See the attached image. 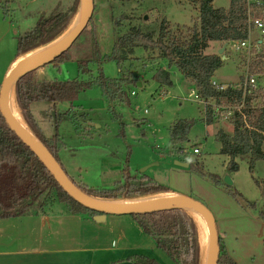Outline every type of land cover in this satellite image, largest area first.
<instances>
[{
  "label": "rangeland",
  "instance_id": "374dc122",
  "mask_svg": "<svg viewBox=\"0 0 264 264\" xmlns=\"http://www.w3.org/2000/svg\"><path fill=\"white\" fill-rule=\"evenodd\" d=\"M93 1L94 11L90 23L60 61L47 65L39 71L38 75L42 76L43 80L66 83L95 79L98 77L100 60L110 55L117 40L132 29L145 33H158L164 20L175 28L192 27L199 18V0ZM3 2L8 5L5 4L6 10L0 6V91L10 66L19 59L17 49L22 38L31 33L40 21L60 15L73 17L70 27L62 35L64 36L72 29L81 11L80 3L77 13L72 15L75 0H3ZM230 3L231 0H214V6L217 9H228ZM5 11L8 13L7 16ZM251 38L252 46L247 49L238 48L231 43L211 44L206 51L207 54L219 55V51L226 47L220 56L222 59L227 58L223 60V67L214 76V82L240 88L249 76H253L258 84L264 86V76L250 70L255 57L259 55L254 45L264 38H261L256 31ZM86 62L90 63V74L80 72V64ZM102 68L109 79H124L133 83L126 87L128 97L124 103L109 104L99 87L82 91L77 95L74 101L75 109L72 111L76 113V116L80 115L81 120L77 126L64 121L59 127V135L65 147L59 152L58 160L69 178L75 184L94 192L119 189L124 188L126 184L123 171L128 168L132 175L139 178L144 176L146 180L152 179L171 192L190 194L192 198L202 202L217 215L214 207L215 200L209 194V189L216 187L212 177L220 178L225 183V178L230 177L231 172L228 169L226 172L224 169L228 157L221 153L222 147L216 140V133L220 130L229 135L233 133L232 117L226 118L227 111L231 107L222 105L216 109L215 105L212 106L216 109L214 122L208 125L206 109L212 105L209 104L211 101L206 106L204 100H196L194 82L184 77L176 68L170 69L167 63L152 51L145 52L137 49L132 59L123 62L121 66H118L115 61H108L102 64ZM159 69L170 73L172 87L162 86L154 79ZM164 91L165 99L159 97ZM133 92L135 95H132ZM14 99L16 104V94ZM46 106L37 104L36 108L44 110ZM70 106L71 103L64 102L59 105L58 110L65 112ZM39 111L40 109H37L35 112L36 122L44 136L51 138L56 134L55 129ZM19 113L21 115L20 111ZM115 114L119 116V119H115ZM182 120L195 121V125L189 133V141L175 147L170 138V129ZM180 147L190 150L191 153L193 149L199 147L201 154L181 157L178 154ZM178 157L181 161L187 160L207 177L199 176L191 168L177 166L175 162ZM236 162L240 167V177L247 186L243 189L244 193L247 192V196L252 198L249 193L251 185L256 193L255 201L251 202L257 203L258 209H248L233 197L231 198L245 213L259 217L262 213L259 211H264V201L254 179L264 188V161L256 164L253 173L249 170V156L240 157ZM199 177L201 181L198 180ZM198 183H201L205 192L197 189ZM229 187L237 191L233 185L227 184L222 189L227 191ZM168 195L171 194L164 196ZM142 199L144 198L137 200ZM55 201L58 202L56 194L47 192L37 201L29 204L27 214L45 211L51 216L50 204ZM56 207L58 210L66 209L62 204H57ZM108 217L111 221L118 222L119 229L124 232L123 235H126L123 245H116L115 241L113 243L116 247L124 246L120 248L122 250L120 258L128 259L131 256L144 255L155 259L160 264H176L157 248L153 238L145 235L139 222L132 215H109ZM197 226L199 228L198 223ZM87 227L89 224L87 226L84 224L82 229L83 237L89 242L85 246L95 247L97 242L94 241L95 238L92 239L94 226L90 224L92 228ZM107 233L109 235L111 230ZM103 237L102 241L105 243L102 246L110 245L111 239ZM254 239L252 234L244 237L246 245L245 249H242L244 254L242 257L247 256V249L251 247ZM77 242L76 239L67 240L66 247L81 246ZM47 244L52 243L49 241L45 245ZM248 245L249 248H247ZM128 249L133 251L127 252ZM249 254V260L243 261L242 264H251V259L254 260L253 264H264L262 246L250 248ZM104 262L103 260L98 264ZM123 264L131 263L123 261Z\"/></svg>",
  "mask_w": 264,
  "mask_h": 264
},
{
  "label": "trees",
  "instance_id": "16d2710c",
  "mask_svg": "<svg viewBox=\"0 0 264 264\" xmlns=\"http://www.w3.org/2000/svg\"><path fill=\"white\" fill-rule=\"evenodd\" d=\"M5 4L8 5L1 0L0 6L4 10H6ZM79 5L80 0H75L72 15L77 13ZM198 8L199 18L192 27L172 28L164 20L158 33H145L132 29L120 37L112 53L100 60L98 77L95 79L66 83L41 80L38 75L40 69L18 81L15 92L17 108L22 117L24 116L28 128L58 162L59 152L65 147L59 135L60 123L68 121L77 126L81 120V116H76L72 111L75 109L74 101L77 95L82 91L99 87L109 104L126 102L128 97L126 87L133 82L107 78L102 64L115 61L121 66L123 62L132 59L137 49H142L145 52L157 53L170 69L174 67L184 77L191 79L198 97L207 102L213 101L216 109L222 105L231 109L242 107L241 112H233V135L220 130L216 140L221 144V153L230 158L227 168L229 172L239 170L236 159L244 156H249V170L251 173L254 172L256 164L264 161V86L258 84L260 87L251 93H245L243 84L240 88L229 85L223 91L216 89L212 82L215 73L223 67L224 61L222 56L206 52L212 43L228 45L235 41L249 40L250 31H253L248 23L246 3L244 0H231L228 9H217L214 0H199ZM5 14L8 15L7 11ZM72 19L73 17L60 15L40 21L31 33L20 40L17 58L57 41L70 27ZM259 42L258 40L257 43ZM261 45V49L256 51L259 55L255 57L250 70L264 76V41ZM63 56L52 64H56ZM89 64L88 62L80 64V72L90 74ZM154 79L162 86H173L171 75L167 70L159 69ZM64 102L71 103V106L69 110L59 112L58 106ZM36 104L49 105V108L42 113L55 129L56 134L51 138L44 136L36 122L33 112V106ZM212 106L214 105L206 109L208 125L214 122L216 109ZM118 117L115 114V119H119ZM194 125L195 121L182 120L171 127L170 138L175 147L189 141L188 136ZM183 162L188 163L187 160ZM190 168L199 176L207 177L192 164ZM123 172L126 181L124 188L94 192L76 185L87 195L105 201L137 200L166 195L170 192L152 179L146 180L144 176L139 178L132 175L128 168ZM212 178L217 188L226 186L220 178ZM136 181L137 183H132ZM254 181L264 201V188L256 179ZM47 192L51 194L54 192L58 202L64 204L70 214L91 218L101 216L100 213L83 207L64 192L39 157L11 131L0 113V219L26 215L29 204L37 201ZM227 192L244 207L257 209V203L249 201L240 192L231 187L227 188ZM133 217L139 222L145 235L153 238L157 248L174 263L202 264L201 234L197 223L188 212L169 210L137 214ZM260 218L264 221V213L260 214ZM127 261L132 264H160L144 255L131 256ZM219 264H237L228 254L221 239Z\"/></svg>",
  "mask_w": 264,
  "mask_h": 264
},
{
  "label": "crops",
  "instance_id": "0c3cea01",
  "mask_svg": "<svg viewBox=\"0 0 264 264\" xmlns=\"http://www.w3.org/2000/svg\"><path fill=\"white\" fill-rule=\"evenodd\" d=\"M226 59V57H223V60ZM40 79L43 80V77L41 76ZM139 86L142 87V84L139 83ZM163 96L166 97L165 91L161 92L159 97L165 99ZM209 104L215 105L213 101ZM36 106L37 104L33 106L34 114L37 109H40L39 113H42L49 108V105L44 110L43 108H36ZM176 159V161H181L179 157ZM229 161L230 158L228 157L224 167L226 172ZM240 173V167L237 172L230 173L229 178L232 180L233 186L246 199L255 201L256 193L251 188V185L249 188L251 192L249 190V193L252 195V198L247 196V192L244 193L243 189L247 186L242 181ZM198 180L201 181L200 177ZM197 189L205 192L201 183H198ZM169 194L191 197L190 194L183 192L170 191ZM209 194L215 200L214 207L217 215L210 208L209 210L215 217L219 238L223 241L228 254L237 264H242L243 261L247 262L249 260L250 248L262 246L264 262V221L260 216H252L249 213H245L234 202L228 192L222 188L213 187L209 189ZM57 204L62 203L55 201L50 204V209L52 210L51 216L53 218L50 214L45 213V211H35L33 214H26L17 218L0 219V264H95L94 262L98 264L103 260L105 261L103 264H123V261H127V258H120V254L122 253L121 249L124 246L116 247L113 245L114 241L116 245H123L126 239V235H123L124 232L118 227V222L111 221L108 216L101 215L91 218L83 215L70 214L64 204H62L66 208L64 210H58L56 207ZM259 212L264 213V211ZM84 224L86 226L89 224V227H87L89 229L92 228H90V224L94 226L92 239L95 238L94 241L97 242V246H85L89 242L82 234L84 232L82 230ZM108 230H111L109 235L107 233ZM74 232H76L75 235ZM248 234H252L253 239L256 237L257 239L252 241L250 248L248 245L247 256L242 257L244 255L242 249H245L246 245L244 237ZM103 236H105V239L107 237L111 239L110 245L106 244L107 246H102L105 243V241H102L104 239ZM70 237H75L73 239L78 240L77 243H80L81 246H77L76 248L66 247L68 246L67 240L73 241ZM49 241L52 244L45 245ZM130 250L133 251L132 249L126 251L129 252ZM250 261L251 264L254 263L253 259Z\"/></svg>",
  "mask_w": 264,
  "mask_h": 264
},
{
  "label": "water",
  "instance_id": "95a60500",
  "mask_svg": "<svg viewBox=\"0 0 264 264\" xmlns=\"http://www.w3.org/2000/svg\"><path fill=\"white\" fill-rule=\"evenodd\" d=\"M80 3V21L67 36L63 39L60 38L47 47L42 48L43 50L40 49L32 54L17 59L10 67L0 91V113L2 117L11 131L14 132L15 135L39 157L64 192H66L77 203L89 210L98 212L102 216H133L137 214H151L169 210H184L186 212L188 210H192L200 214L206 220L209 228V246L204 251L202 264H219L220 238L217 231L216 220L209 208L202 202L191 197L172 194L171 195L173 197L170 198L168 197L154 201H145L129 206L110 204L111 202L116 201H105L93 198L84 193L69 178L57 159L38 140L33 132L30 129L27 131L19 125V123L12 116L9 109L10 96L13 88L15 95V89L18 81H20L27 74L52 64L66 54L90 23L94 11V1L81 0ZM225 49L226 47L221 49L219 51V55H222ZM175 164L183 168L190 167V164L187 162L176 161ZM224 181L227 185H233V182L229 177H226Z\"/></svg>",
  "mask_w": 264,
  "mask_h": 264
},
{
  "label": "built area",
  "instance_id": "2783aa9c",
  "mask_svg": "<svg viewBox=\"0 0 264 264\" xmlns=\"http://www.w3.org/2000/svg\"><path fill=\"white\" fill-rule=\"evenodd\" d=\"M246 3V8H247V16H248V23L250 26V29L254 32H258L261 36V38H264V0H244ZM253 32L250 31V38L249 40L246 41H235L232 42L231 44L236 45L238 48H250L252 46V34ZM264 40L260 41L259 43H257L255 46V48H257V50H259L260 45L263 43ZM212 85L220 90L223 91L227 88L226 85H222V84H218L216 82H212ZM244 87V91L245 93L249 92H253L256 91L260 86L258 85L256 79L253 76H249V78L245 81V83L243 84ZM132 95H135V92L132 93ZM193 96V95H191ZM196 100H201L198 95L196 94L195 96ZM203 101V100H202ZM205 105H208L207 101H204ZM242 107H236L233 109H228L227 111V115L226 118L232 117L233 116V112L237 111V112H241ZM181 157H189L191 155H200L201 154V150L199 148H195L193 149V152L191 153L190 150H187L185 148H182L179 150L178 153Z\"/></svg>",
  "mask_w": 264,
  "mask_h": 264
},
{
  "label": "bare ground",
  "instance_id": "6f19581e",
  "mask_svg": "<svg viewBox=\"0 0 264 264\" xmlns=\"http://www.w3.org/2000/svg\"><path fill=\"white\" fill-rule=\"evenodd\" d=\"M80 21V16H78V18L76 19V22L74 23V26L72 27L71 30H69L63 37L62 39L67 36L79 23ZM73 24V23H72ZM43 50V49H42ZM41 50V51H42ZM32 54V53H31ZM29 55V54H28ZM17 100V99H16ZM9 109L10 112L12 114V116L15 118V120L19 123V125H21L23 128H25L27 131L29 130L28 126L25 124L22 116L20 115L16 104H15V99H14V88L11 91V96H10V103H9ZM24 117V116H23ZM175 195V194H174ZM170 198L173 197L172 195H168V196H164V195H159V196H154V197H148V198H144L142 200H125V201H119V202H111L110 204H117V205H125V206H129V205H134L136 203H140V202H145V201H154V200H159V199H165V198ZM189 215H191L193 217V219L198 223L199 225V229H200V234H201V247H202V260H203V255H204V251L206 248H208L209 246V231H208V224L206 222V220L197 212L192 211V210H188L187 211Z\"/></svg>",
  "mask_w": 264,
  "mask_h": 264
}]
</instances>
